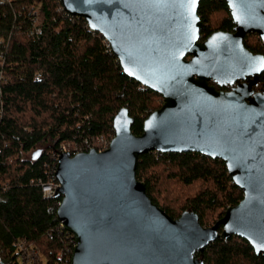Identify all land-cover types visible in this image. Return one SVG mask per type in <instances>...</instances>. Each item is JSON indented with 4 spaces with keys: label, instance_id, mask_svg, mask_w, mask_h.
<instances>
[{
    "label": "water",
    "instance_id": "obj_1",
    "mask_svg": "<svg viewBox=\"0 0 264 264\" xmlns=\"http://www.w3.org/2000/svg\"><path fill=\"white\" fill-rule=\"evenodd\" d=\"M224 1L236 33L200 42V0H60L103 36L128 78L162 97L140 135L122 108L106 150L59 155L56 218L75 242L70 264H203L196 255L231 236L264 254V90H253L264 58L242 45L249 33L264 39V0ZM151 152L223 161L242 200L210 227L189 211L172 219L136 179Z\"/></svg>",
    "mask_w": 264,
    "mask_h": 264
},
{
    "label": "trees",
    "instance_id": "obj_2",
    "mask_svg": "<svg viewBox=\"0 0 264 264\" xmlns=\"http://www.w3.org/2000/svg\"><path fill=\"white\" fill-rule=\"evenodd\" d=\"M42 14L41 35L29 36L31 11ZM59 0L0 3V54L7 83L0 95V260L26 264H70L75 245L56 218L61 199L44 198L41 183L54 180L61 145L70 154L86 152L85 140L111 141L113 120L126 108L131 132L142 133L144 120L162 105V97L122 71L106 49L103 36L83 18L60 11ZM200 40L216 28L230 30L224 0H200ZM224 15V16H223ZM40 74V78H37ZM264 89V72L255 91ZM136 179L146 194L172 219L185 211L202 226L216 223L242 191L221 160L197 153L151 152L139 157ZM196 258L203 264H264L249 243L236 236L217 239Z\"/></svg>",
    "mask_w": 264,
    "mask_h": 264
},
{
    "label": "built area",
    "instance_id": "obj_3",
    "mask_svg": "<svg viewBox=\"0 0 264 264\" xmlns=\"http://www.w3.org/2000/svg\"><path fill=\"white\" fill-rule=\"evenodd\" d=\"M14 1L15 0H0V3L11 5ZM59 4H60V0H59ZM59 10L63 11V8H62L61 4H60V9ZM31 21H32L31 22V28L28 31V35L29 36H34V37H37V36L41 35V31H42V28H41L42 27V14H41V12L38 9H34V10L31 11ZM104 41L106 43V49L109 52H111L109 44L106 42L105 39H104ZM3 64H4V58H3V55L0 54V95L2 93V87L7 83V78H6L5 74H4V70L2 69L3 68ZM36 77L40 78V74H37ZM1 116H2V109L0 108V118H1ZM84 142L86 144V152H88L92 148H91V146L88 144V142L86 140ZM110 142L111 141L105 142L102 138L97 139V142H96L97 144L102 145L104 143L103 147L99 148L97 150V152L100 153V152L106 150L109 147ZM66 152L70 153V147L68 145H61L60 154L61 153H66ZM60 154H58L56 156V167H57V160H58V157H59ZM56 167H55V171H56ZM55 171H54V174H55ZM53 178H54V180L49 181L47 183H41V185H40L41 186L42 196L44 198H54V196H55L56 190L59 187V183L55 179V177H53ZM0 186L2 188H6L7 187V183H0ZM35 257H36V253L26 254V256L24 257L23 261H25L26 264H34Z\"/></svg>",
    "mask_w": 264,
    "mask_h": 264
},
{
    "label": "flooded vegetation",
    "instance_id": "obj_4",
    "mask_svg": "<svg viewBox=\"0 0 264 264\" xmlns=\"http://www.w3.org/2000/svg\"><path fill=\"white\" fill-rule=\"evenodd\" d=\"M226 3V2H225ZM227 5V4H226ZM227 9H228V18L230 19V22L232 24L231 26V29L230 30H221L219 28H216L212 31V33L207 36L206 38H203L202 40H200V42H204L205 40H207L208 37H210L212 34L214 33H217V32H222V33H226V34H235L236 31L234 30L235 27H236V23H234V20H233V17L231 15V12L227 6ZM202 26H203V23H202ZM202 30V29H201ZM242 45L244 47V49L246 51H248L249 53H251L252 55H258V56H262L264 58V39L260 38L257 34L255 33H249V34H246L244 37H243V40H242ZM264 72V71H263ZM262 75V74H261ZM260 75V76H261ZM260 79V77H259ZM259 82V81H258ZM242 83V81H241ZM210 85H213L212 82L209 83ZM258 84V83H257ZM236 84H234L233 86H219L217 84H214L215 88L218 90V91H223V92H227V91H230ZM257 85H255L253 87V90L254 88L256 87ZM264 90V89H263ZM261 90V91H263ZM260 91V92H261ZM254 92H258V91H255Z\"/></svg>",
    "mask_w": 264,
    "mask_h": 264
},
{
    "label": "rangeland",
    "instance_id": "obj_5",
    "mask_svg": "<svg viewBox=\"0 0 264 264\" xmlns=\"http://www.w3.org/2000/svg\"><path fill=\"white\" fill-rule=\"evenodd\" d=\"M224 16V15H223ZM105 142H108V141H105ZM97 144V143H96ZM99 148L103 147L104 143L102 145L100 144H97ZM213 224H210V225H205L204 227H210L212 226Z\"/></svg>",
    "mask_w": 264,
    "mask_h": 264
}]
</instances>
